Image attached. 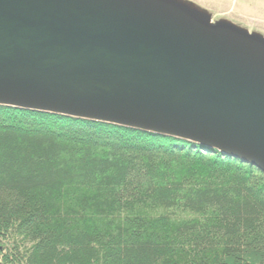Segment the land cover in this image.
I'll list each match as a JSON object with an SVG mask.
<instances>
[{
  "label": "trees",
  "instance_id": "obj_1",
  "mask_svg": "<svg viewBox=\"0 0 264 264\" xmlns=\"http://www.w3.org/2000/svg\"><path fill=\"white\" fill-rule=\"evenodd\" d=\"M0 264H264V174L182 138L0 105Z\"/></svg>",
  "mask_w": 264,
  "mask_h": 264
},
{
  "label": "water",
  "instance_id": "obj_2",
  "mask_svg": "<svg viewBox=\"0 0 264 264\" xmlns=\"http://www.w3.org/2000/svg\"><path fill=\"white\" fill-rule=\"evenodd\" d=\"M0 105L182 138L264 174V34L188 0H0Z\"/></svg>",
  "mask_w": 264,
  "mask_h": 264
},
{
  "label": "rangeland",
  "instance_id": "obj_3",
  "mask_svg": "<svg viewBox=\"0 0 264 264\" xmlns=\"http://www.w3.org/2000/svg\"><path fill=\"white\" fill-rule=\"evenodd\" d=\"M206 9L213 20L228 19L234 24L264 34V0H188Z\"/></svg>",
  "mask_w": 264,
  "mask_h": 264
}]
</instances>
